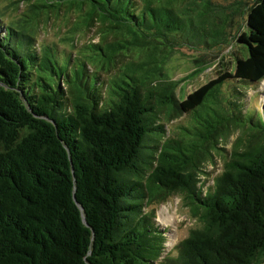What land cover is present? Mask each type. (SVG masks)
Returning a JSON list of instances; mask_svg holds the SVG:
<instances>
[{"label":"trees","instance_id":"16d2710c","mask_svg":"<svg viewBox=\"0 0 264 264\" xmlns=\"http://www.w3.org/2000/svg\"><path fill=\"white\" fill-rule=\"evenodd\" d=\"M251 1H235L224 18L213 0H6L0 264H264V115L242 112L235 90L224 92L264 80V0ZM237 13L246 16L232 67L177 99L181 81L211 63L194 59L176 80L168 57L182 45H228ZM61 16L73 58L36 47L40 28ZM92 30L98 41L77 47ZM183 113L189 122L166 134ZM235 130L207 184L204 165ZM173 195L198 224L166 252L145 209Z\"/></svg>","mask_w":264,"mask_h":264},{"label":"rangeland","instance_id":"374dc122","mask_svg":"<svg viewBox=\"0 0 264 264\" xmlns=\"http://www.w3.org/2000/svg\"><path fill=\"white\" fill-rule=\"evenodd\" d=\"M235 1L237 0H213L214 3L225 6L222 9V16L224 18H229V13L227 9H230V13L233 12L232 9H235V5H238ZM247 1V0H246ZM248 4H251L252 1L248 0ZM8 2L6 0H0V16L1 20L7 22L12 15L9 9L6 7ZM247 5V4H246ZM244 5L241 8V12L246 8ZM246 16V15H245ZM241 17L239 13L233 14L231 17V25L228 27V38L230 43L228 45H223L221 49L217 50L215 48H205L202 49L192 48L187 46H180L176 49L174 53H172L167 61H166V71L170 75V77L174 79H181L187 73L191 71V68L194 67V59L203 58L205 61H209L211 64L199 75L191 77L188 80H183L178 85L175 90V96L177 99H182V95L185 97L186 94L193 91L196 87L205 83L209 79L214 78L221 68H231L232 67V57L233 52L237 51L238 46L234 41V36L237 31V27L239 23H242L245 19ZM221 24V23H219ZM64 16H61L58 20L51 19L46 25V28H40V31L37 33V49L38 45L41 44H51L56 48V56L59 58L62 55L71 54V57L76 56L75 50L71 47L70 43L61 42V36L65 34L64 31ZM68 25V24H66ZM224 26V24H221ZM79 40L77 43V47L86 44L89 41L97 42L98 36L96 35V31L92 30L86 34H80L77 36ZM64 62V61H62ZM94 68V67H93ZM114 73V69L111 68L109 71L101 70L99 71L100 79L104 81V79L111 76ZM237 84L233 87V84L227 85L224 92H231L233 94V90L237 93L235 96L230 95L232 101H239L241 103L240 110L245 112L247 110H254L255 112H262L264 115V80L259 83H255L252 85H242L238 86ZM191 119L190 113H183L179 117L165 124L166 134L174 135V131L177 129L179 124L185 125ZM240 135V130H235L230 134L227 141L220 146L224 147V151L221 149L219 152L221 155H217L214 157V163H206L204 165V170L207 174H204L201 178L203 180L206 179L207 184H212V178L221 172L223 167V156L229 153L231 146L234 142V139ZM153 210V222L155 226H157L162 232H164L165 236V251L171 250L174 245H176L181 239L187 236L189 230L195 226H197L196 219L192 218L189 214L188 207L184 206L183 200L178 195L170 196L164 202H154L150 204L145 209Z\"/></svg>","mask_w":264,"mask_h":264},{"label":"water","instance_id":"95a60500","mask_svg":"<svg viewBox=\"0 0 264 264\" xmlns=\"http://www.w3.org/2000/svg\"><path fill=\"white\" fill-rule=\"evenodd\" d=\"M86 223V221H84Z\"/></svg>","mask_w":264,"mask_h":264}]
</instances>
